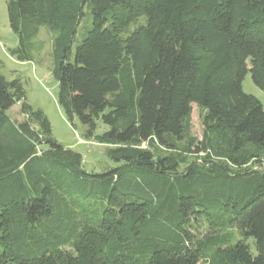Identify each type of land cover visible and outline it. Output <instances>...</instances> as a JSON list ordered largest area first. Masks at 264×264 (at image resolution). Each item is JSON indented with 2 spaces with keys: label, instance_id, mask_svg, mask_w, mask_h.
Masks as SVG:
<instances>
[{
  "label": "trees",
  "instance_id": "1",
  "mask_svg": "<svg viewBox=\"0 0 264 264\" xmlns=\"http://www.w3.org/2000/svg\"><path fill=\"white\" fill-rule=\"evenodd\" d=\"M5 4L11 55L31 60L40 27L51 33L58 106L117 165L87 172L0 74V264H264V107L241 85L249 72L264 91V0Z\"/></svg>",
  "mask_w": 264,
  "mask_h": 264
},
{
  "label": "rangeland",
  "instance_id": "2",
  "mask_svg": "<svg viewBox=\"0 0 264 264\" xmlns=\"http://www.w3.org/2000/svg\"><path fill=\"white\" fill-rule=\"evenodd\" d=\"M84 12L85 14L81 19L72 43V51H74L75 45L81 40L84 31L90 24V14L86 7L84 8ZM142 21L143 19L141 18L140 22ZM134 27L135 25L131 24L123 36L130 33ZM33 41L35 44L30 50L32 55L31 60L22 61L11 55L10 49L18 45V38L9 26L5 0H0V74L8 80H20L25 91L27 103L33 108L44 112L50 122L51 134L58 143L81 154L83 168L87 172L101 173L115 167L117 163L105 154L108 145L98 143L94 137L86 138V126L77 121L75 122V126H72L66 120L57 104L58 87L57 82L51 74L53 65L51 33L41 26L37 37ZM241 85L245 93L256 97L264 107V91L253 83L249 72L243 77ZM18 111L19 105H15L11 110L12 116L18 117ZM18 118L22 119L21 116ZM106 129L107 126L99 122L95 135L102 134ZM202 129L199 108L195 104H192L191 133L199 139L201 138ZM201 219L199 218L198 225L192 226L194 238L198 240H201L211 231L206 219ZM219 235L225 238L229 244H233L239 238L233 229L228 228H223L222 231H219ZM248 242L251 250L255 252L252 238H249Z\"/></svg>",
  "mask_w": 264,
  "mask_h": 264
}]
</instances>
